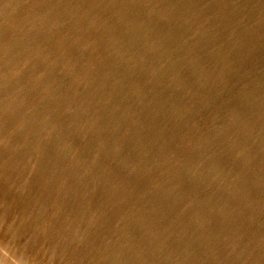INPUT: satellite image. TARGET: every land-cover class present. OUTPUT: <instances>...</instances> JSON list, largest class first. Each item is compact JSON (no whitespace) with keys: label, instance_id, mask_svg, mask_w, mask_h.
<instances>
[{"label":"rangeland","instance_id":"1","mask_svg":"<svg viewBox=\"0 0 264 264\" xmlns=\"http://www.w3.org/2000/svg\"><path fill=\"white\" fill-rule=\"evenodd\" d=\"M0 190L71 264H252L264 0H0Z\"/></svg>","mask_w":264,"mask_h":264},{"label":"bare ground","instance_id":"2","mask_svg":"<svg viewBox=\"0 0 264 264\" xmlns=\"http://www.w3.org/2000/svg\"><path fill=\"white\" fill-rule=\"evenodd\" d=\"M260 187V186H259ZM235 196L230 199L229 204H238L241 198L240 193L236 192ZM3 200L10 204V197L0 190V204ZM232 202V203H231ZM30 204H23L20 206L18 212V219L13 220L2 229L5 223L7 208L0 212V264H71L65 255L55 252L53 250H44L40 248L41 238L38 232L43 220L40 211L34 212V215L25 218ZM223 210L218 212L217 216L221 217ZM21 219L23 226L18 236L15 234L16 224ZM202 239L201 234L190 239L187 243V249ZM114 256H111L106 264H114ZM72 264H83L81 262H74ZM252 264H264V254L255 256Z\"/></svg>","mask_w":264,"mask_h":264}]
</instances>
